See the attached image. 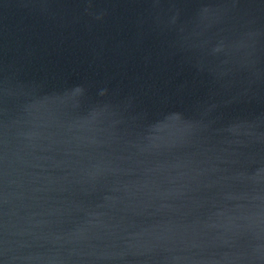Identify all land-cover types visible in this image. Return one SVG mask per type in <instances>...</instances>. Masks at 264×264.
I'll return each instance as SVG.
<instances>
[{
    "label": "water",
    "instance_id": "water-1",
    "mask_svg": "<svg viewBox=\"0 0 264 264\" xmlns=\"http://www.w3.org/2000/svg\"><path fill=\"white\" fill-rule=\"evenodd\" d=\"M0 264H264V0H0Z\"/></svg>",
    "mask_w": 264,
    "mask_h": 264
}]
</instances>
